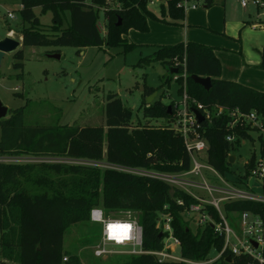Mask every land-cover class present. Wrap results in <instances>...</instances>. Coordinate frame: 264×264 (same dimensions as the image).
<instances>
[{"label":"trees","instance_id":"trees-1","mask_svg":"<svg viewBox=\"0 0 264 264\" xmlns=\"http://www.w3.org/2000/svg\"><path fill=\"white\" fill-rule=\"evenodd\" d=\"M105 1L22 0L23 27L19 37L23 38L25 46L125 45L127 49H134L137 45L125 38L130 28L146 32L150 29V19L170 18L171 23H180L186 14L179 5L182 0H170L167 6L162 4L161 17L150 10L149 0H116L121 8L112 9L108 33L104 36L98 27L100 11L95 5L101 6ZM213 4L214 0H206L204 6ZM37 6L53 14L52 24L47 29L34 10ZM67 12L70 20L65 25ZM13 55L14 67L23 69L24 47ZM154 61H161L169 71L177 61L181 71V62H185L189 93L213 111L212 118L201 124V134L209 144L207 161L227 180L245 187L251 175L249 163L245 174H237L232 171L229 158L243 139H254L250 124L246 123L249 121L241 119L235 123L231 111L239 109L245 114L255 111L262 124L258 125L264 131V91L223 78L215 46L192 41L161 45L152 54L142 57L138 65ZM261 66L264 68V61ZM192 74L211 77V88L206 90L196 83ZM171 80L173 73L170 72L164 81ZM156 90L146 87L144 97ZM173 104V100L167 104L158 98L142 105L148 120L136 126L132 109L126 107L116 93L108 95L106 126L27 125L26 106H22L0 119V155L85 158L165 172L188 171L192 167L191 155L181 134L169 125L174 117ZM216 107L224 108V112L217 115ZM155 118H166L168 123L151 124V119ZM228 136H233V140ZM259 139L260 153L264 156V134ZM198 202L188 192L164 180L113 168L67 162H0L1 263L84 264L77 253L65 250V232L69 226L89 220L91 210L101 207L107 214L117 210L140 211L145 252L128 254L117 260V264L162 263L153 252L164 250L170 236V232L164 230L165 215L171 218L173 236L180 240L183 260H175L176 264H249L251 257L230 251L203 263L211 258L212 251L217 254L223 249L224 237L216 233L209 222L194 225L196 220L188 211ZM206 211L214 220L220 219L214 206L206 204ZM225 211L227 216L251 212L264 221V202L234 200L225 203Z\"/></svg>","mask_w":264,"mask_h":264},{"label":"rangeland","instance_id":"rangeland-1","mask_svg":"<svg viewBox=\"0 0 264 264\" xmlns=\"http://www.w3.org/2000/svg\"><path fill=\"white\" fill-rule=\"evenodd\" d=\"M161 5L162 3L155 2L150 7L159 17ZM21 8L22 0H0V37L10 35L22 39L19 37L23 27ZM95 8L100 11L98 27L106 36L112 19L111 11L121 8V5L116 0H106L101 6L95 5ZM34 10L44 27L49 28L52 24V12H43L40 6ZM10 11L15 14L14 18L8 16ZM262 14L263 10L251 3L246 7L242 6L241 0H215L210 7L201 4L195 9H187L185 18L180 23H171L170 18L150 19L149 31L130 28L125 38L137 45L134 49H127L125 45L79 48L23 44V69L14 67L13 53L6 54L0 64V101L9 108L8 116L12 109L26 106L27 125L106 126L105 108L108 95L116 93L123 104L132 109L133 125L136 126L148 120L141 107L149 104L148 97H144L146 87L157 88L154 91L157 95L152 101L161 98L169 104L173 99H180L178 82L164 81L169 72L168 68L161 61L138 65L142 57L152 54L157 46L199 42L217 47L216 54L222 63V77L243 79L252 69L251 65L241 67V61L252 64L258 58L260 62L255 67L264 70L261 66L264 61ZM66 17L65 25L70 20L68 12ZM10 27L12 30H9ZM51 52H59L61 58L49 57L47 54ZM150 123L159 126L167 124L168 120L155 118ZM246 123L250 124L254 140L243 139L238 150L231 153L236 156L232 171L237 174H245L254 152L258 161L264 160L260 153L259 139L264 131L254 122ZM4 158L8 160L14 157ZM245 187L264 194V177L250 175ZM108 215L116 218H140V211L117 210L109 211ZM239 217V213L228 214L229 221L236 229H239ZM196 224L197 222L194 225ZM101 237V223L90 220L75 223L65 232L64 248L77 253L84 264H117V260L128 255L117 252L103 258L95 256L94 248L100 243ZM109 248L125 247L110 245ZM172 254L181 258L180 245L174 244ZM210 256H216V252L212 251ZM160 260V264L177 262L173 259ZM1 261L0 254V263ZM8 264L18 263L9 261Z\"/></svg>","mask_w":264,"mask_h":264},{"label":"built area","instance_id":"built-area-1","mask_svg":"<svg viewBox=\"0 0 264 264\" xmlns=\"http://www.w3.org/2000/svg\"><path fill=\"white\" fill-rule=\"evenodd\" d=\"M170 0H149L150 8L155 2L168 5ZM206 0H182L179 5L187 9H195L199 5L205 3ZM253 4L258 9L263 10L264 17V0H241L242 6ZM8 16L15 17L10 11ZM264 23V18H263ZM180 71V62L177 61L173 65L177 72L173 73V80L178 82L180 90V99H173V119L169 125L183 137L186 148L191 155L192 167L188 171L181 172H165L147 168L132 167L122 164L109 163L106 160H90L85 158L57 157V156H41V155H0V162H67L84 165L100 166L103 168H113L123 172H129L142 176L153 177L164 180L174 187L180 188L192 196L199 202L192 204L189 214L195 215L196 222L204 225L211 223L216 233L224 237L223 249L211 257L208 261L212 262L221 257L226 251H230L234 255H244L252 258L249 264H264V221L259 215L251 212H241L239 217V229L232 226L227 213L225 211V203L234 200H252L264 202V194H258L252 189L238 186L227 180L207 161V152L209 144L201 134V124L199 122L194 109H198L204 116L205 120H210L213 111L192 96L188 91V72L185 68ZM181 79V82H179ZM216 114L220 115L224 112V108L216 107ZM231 115L235 117L234 122L245 119L249 122L259 124L261 121L255 111L245 114L239 109L231 111ZM229 140H233V136H228ZM262 155V154H261ZM13 156L14 158L6 160L4 157ZM263 156V155H262ZM251 171V175L260 178L264 177V160L258 161L256 158L255 168ZM208 172L209 174H207ZM211 179V180H210ZM182 203L181 201H179ZM206 204L212 205L219 213L218 221L206 211ZM166 219L164 230L170 232V236L166 239V247L162 251L153 252L160 259L183 260L175 257L174 244L180 245V240L173 236L170 224L171 218L163 216ZM90 221L102 224V237L99 244L94 248V255L97 257L107 256L117 252L128 254H141L143 250V229L139 218L124 217L116 218L109 216L103 208L95 207L91 210ZM161 225L159 221L158 226ZM174 242V244H173ZM110 245L122 246L124 249H110ZM65 260L68 259L66 256ZM9 261H7L8 264ZM2 264V263H0Z\"/></svg>","mask_w":264,"mask_h":264},{"label":"water","instance_id":"water-1","mask_svg":"<svg viewBox=\"0 0 264 264\" xmlns=\"http://www.w3.org/2000/svg\"><path fill=\"white\" fill-rule=\"evenodd\" d=\"M120 24V21L118 22ZM23 46V38L18 39L10 35H6L4 37H0V64L6 54L9 53H15L19 49H21ZM49 57L52 58H61V54L59 52H51L47 54ZM171 73L177 72V69H171ZM192 79L202 85L206 90H209L212 85L211 77L209 76H200L198 74H192L191 75ZM144 90V87H143ZM157 95V92H153L151 95L148 96L147 101L149 103L152 102V100L155 98ZM9 108L0 101V119H3L8 116ZM169 112L171 113V105H169ZM194 112L199 120V122L204 121V116L199 111L198 109H194ZM236 156L235 155H230L229 162L233 163L235 160ZM255 163H256V153L252 155V158L249 162L248 170H253L255 168ZM162 235V233H161ZM230 259V256H228V260Z\"/></svg>","mask_w":264,"mask_h":264},{"label":"crops","instance_id":"crops-1","mask_svg":"<svg viewBox=\"0 0 264 264\" xmlns=\"http://www.w3.org/2000/svg\"><path fill=\"white\" fill-rule=\"evenodd\" d=\"M214 2H215V0H214ZM261 21L263 22V19ZM263 25H264V23H263ZM256 28H258V27L256 26ZM217 56L219 57L218 54H217ZM219 59H220V57H219ZM259 62H260V59H258V58L255 59V61L252 64L246 63L245 61L240 62L241 67H247L248 65H251V69H252L250 74L244 75L243 79H239V77H236V79L226 78V77H223V78L231 79V80H234V81L239 82L241 84H244V85L253 87L255 89L264 91V70H260V69L255 67L256 64H259ZM170 72L171 71H169L168 73H170ZM64 240H65V237H64ZM103 257H106V256H103Z\"/></svg>","mask_w":264,"mask_h":264}]
</instances>
